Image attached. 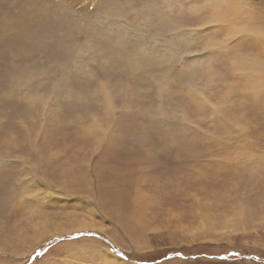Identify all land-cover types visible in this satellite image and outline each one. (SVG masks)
Returning <instances> with one entry per match:
<instances>
[{
  "label": "rangeland",
  "instance_id": "1",
  "mask_svg": "<svg viewBox=\"0 0 264 264\" xmlns=\"http://www.w3.org/2000/svg\"><path fill=\"white\" fill-rule=\"evenodd\" d=\"M0 264H264V0H0Z\"/></svg>",
  "mask_w": 264,
  "mask_h": 264
},
{
  "label": "bare ground",
  "instance_id": "2",
  "mask_svg": "<svg viewBox=\"0 0 264 264\" xmlns=\"http://www.w3.org/2000/svg\"><path fill=\"white\" fill-rule=\"evenodd\" d=\"M252 73V72H251ZM256 73V72H255ZM261 75V74H260ZM252 82V81H251ZM199 102H201V101H199Z\"/></svg>",
  "mask_w": 264,
  "mask_h": 264
}]
</instances>
